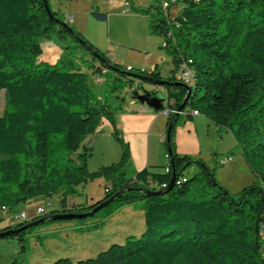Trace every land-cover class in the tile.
Wrapping results in <instances>:
<instances>
[{"label":"trees","instance_id":"1","mask_svg":"<svg viewBox=\"0 0 264 264\" xmlns=\"http://www.w3.org/2000/svg\"><path fill=\"white\" fill-rule=\"evenodd\" d=\"M45 1L54 19L47 15L43 0H0V91L5 95L0 115V208L57 196L59 209L33 220L61 213L73 215L68 220H83L89 216L76 215L89 213L120 192L102 211L107 215L114 204L141 201L144 229L123 242H109L94 257L61 256L33 264H264L259 253L264 228V0H177L175 11L170 8L165 14L161 0L148 6L151 32L164 38L174 67L191 61L193 84L188 86L191 94L184 109L173 120L171 154L164 171L146 167L131 178L125 177L126 146L118 163L95 172L87 168L91 147L84 142L96 133L103 117L111 121L115 138L122 142L115 109L96 97L87 75L71 60L54 65L38 62L42 54L38 40L49 35L63 44L64 54L70 49L89 54L78 43L83 41L81 35L73 30L70 34ZM91 15L107 21L106 14ZM90 55L89 69L102 75L107 67ZM157 69L156 65L148 76L167 82L162 88L168 108L177 111L186 87L174 68L167 78ZM123 75L118 73L111 81V95L124 88ZM186 109L187 119L196 111L218 132L233 134L254 183L231 194L206 164L176 151L173 129ZM173 115L167 116L168 123ZM171 164L176 182L166 190L173 175ZM191 166L196 172L185 177L183 171ZM101 174L109 180L102 199H92L86 206L67 203L75 187ZM158 191L164 192L154 193ZM23 223L15 220L0 230L12 231L2 239L16 238L21 253L30 229L18 231Z\"/></svg>","mask_w":264,"mask_h":264},{"label":"rangeland","instance_id":"2","mask_svg":"<svg viewBox=\"0 0 264 264\" xmlns=\"http://www.w3.org/2000/svg\"><path fill=\"white\" fill-rule=\"evenodd\" d=\"M154 2L49 0L51 11L80 34L87 45L95 49L99 56L103 55L119 72L129 74L123 75L121 85L124 88L111 95V81L118 78L117 72L107 69L102 75L93 74L88 67L92 58L90 53L70 49L64 54V46L55 35L38 40L42 49L38 62L54 65L62 60H71L79 72L87 75L89 88L101 102L121 107L113 113L122 142L115 138L114 126L106 117L102 118L96 133L85 139L84 144L91 147V156L87 160L90 172L118 163L124 146L129 152L126 178L133 177L135 172L147 166L153 172H163L169 162L167 146L163 140L166 137L168 117L132 100L126 84L132 75L149 77L148 74L156 65L162 78L171 75L170 69L174 65L172 56L163 47L164 38L150 30L152 16L148 13V6ZM174 11L173 7L171 12ZM92 12L106 14L107 21L95 20ZM127 67L132 71H127ZM135 81L133 90L139 85L147 91L153 89L148 83ZM4 108L5 95L4 91H0V115ZM164 108L168 109L167 101L164 102ZM187 110L177 118L174 125L172 140L176 151L206 164L214 171L216 181L231 194L254 183L255 176L249 170L233 134L226 130L218 132L216 126L203 114L187 119ZM82 150L83 147L80 148ZM220 160H225V164H219ZM196 170V167L191 166L183 171V175L191 177ZM108 185L109 180L101 174L83 186L75 187V193L68 196L67 203L86 206L92 199H102ZM58 199L57 196L51 199L40 197L12 208L7 207L6 211L0 212V230L14 222L20 213H25L29 222L38 217L36 212L40 208L45 210L44 214L59 209ZM142 207L141 201L123 206L114 204L107 215L100 210L83 220L46 221L27 231L24 253H21L16 238L0 239V264L48 263L61 256H69L73 260L94 257L109 242L120 243L127 235L138 236L143 231ZM260 238L259 253L264 261V228L260 229Z\"/></svg>","mask_w":264,"mask_h":264},{"label":"water","instance_id":"3","mask_svg":"<svg viewBox=\"0 0 264 264\" xmlns=\"http://www.w3.org/2000/svg\"><path fill=\"white\" fill-rule=\"evenodd\" d=\"M43 2H44V5H45V9H46L47 15L49 16L50 19H54V17L51 15L50 10L47 7L46 1L43 0ZM63 26L68 29L70 34L73 35L72 29L67 24L64 23ZM78 43L82 46L83 49H85L87 52H89L93 56H95V58L98 59L100 62L104 63L105 66L107 67V69H110L112 71L116 70L117 73H121L117 69L112 67L109 63L104 61L102 59V57L99 56L97 53H95L93 51V49L89 45H87L84 41L78 40ZM125 74L126 73H124V75ZM126 75L129 76V74H126ZM130 77L131 78L128 80V86L131 89L128 91V93L130 94V98L132 100L140 103L143 106H147L148 108H150V109H152L154 111H157V112H161V111H163L165 109L164 108V102L167 101V97H166V95H164V93H162V91L159 88H162V86L165 85L167 82L160 81V80H154L151 77H144V76L132 75ZM135 80H137L138 83H148V84L153 86V89L151 91H147V90L143 89L142 85H139V87L137 89L133 90L134 82H136ZM185 87H186L187 94H186L183 102L179 106V108L176 111V113L171 117L169 123H168V120L166 122V125H167V123H168V125H167L165 143H166V146H167V154L168 155L171 154V149H170V145L169 144H170V139H171V131H172V126H173V120L184 109L185 103L189 99L190 94H191V88L188 87V86H185ZM117 108L120 109L121 107L120 108L119 107H114V109H117ZM171 167L173 169V175H172L171 181H170L169 185L167 186L166 190L174 187L175 182H176V177H175V174H174V168H173L172 164H171ZM141 191H143V190H141ZM163 192L164 191H158V192H154V193L155 194H162ZM150 193H152V192H150ZM119 194H120V192L117 193L116 195L112 196L111 198L105 199L103 202L97 204L95 207L92 208V210L89 213L83 214V215H76V217L77 218H81L82 216H93L98 211H100L104 207L108 206ZM72 217H73V215H71L69 213H61V214H57V215H54V216L42 217V218L37 219V220H31L29 222L26 221L23 224H21V226L18 229V231H25V230H27L29 228H32V227L38 226L40 224H43L46 221L68 220V219H70ZM10 233H12V231H0V239L8 236Z\"/></svg>","mask_w":264,"mask_h":264},{"label":"built area","instance_id":"4","mask_svg":"<svg viewBox=\"0 0 264 264\" xmlns=\"http://www.w3.org/2000/svg\"><path fill=\"white\" fill-rule=\"evenodd\" d=\"M177 4V0L173 2V6ZM160 6H161V9L162 11L164 12V14L170 9V8H164V1L161 0L160 2ZM170 35V33H169ZM163 47L165 48L166 47V42L163 40ZM127 71H132L131 68L127 67L126 69ZM174 75L178 78V80L183 83L185 86H189V80H190V77H189V73H187V66H186V61H182L180 62L179 64H177L175 67H174ZM97 81L99 82L100 79H97ZM162 93H164V89L163 88H159ZM161 113L164 115V116H169L171 113H176V111H172L170 110V108L168 109H164L163 111H161ZM225 160H220L218 163L223 165L225 164ZM7 208H0V212L1 211H6ZM37 215L40 216V215H43L45 213V210L40 208L37 210ZM15 220L17 221H21V222H26L27 221V217L25 215V213H20L16 218H14Z\"/></svg>","mask_w":264,"mask_h":264},{"label":"bare ground","instance_id":"5","mask_svg":"<svg viewBox=\"0 0 264 264\" xmlns=\"http://www.w3.org/2000/svg\"><path fill=\"white\" fill-rule=\"evenodd\" d=\"M176 1V0H166L164 1V8H172L173 6V2ZM186 66H187V73H189V77H190V80H189V86H191V79H192V68H191V61L190 60H187L186 62ZM192 115L193 116H197L199 115L196 111L192 112ZM1 208H6V207H1Z\"/></svg>","mask_w":264,"mask_h":264},{"label":"crops","instance_id":"6","mask_svg":"<svg viewBox=\"0 0 264 264\" xmlns=\"http://www.w3.org/2000/svg\"><path fill=\"white\" fill-rule=\"evenodd\" d=\"M173 68H174V66H173ZM173 68L172 69H170V72L173 70ZM162 114V113H161ZM163 115V114H162ZM197 116H199V115H197ZM147 167H149V166H147ZM139 217H140V214L138 215Z\"/></svg>","mask_w":264,"mask_h":264},{"label":"flooded vegetation","instance_id":"7","mask_svg":"<svg viewBox=\"0 0 264 264\" xmlns=\"http://www.w3.org/2000/svg\"><path fill=\"white\" fill-rule=\"evenodd\" d=\"M131 88H129V90H130Z\"/></svg>","mask_w":264,"mask_h":264}]
</instances>
